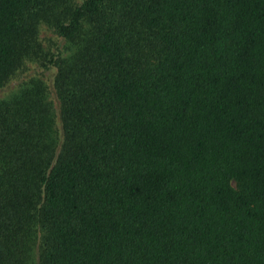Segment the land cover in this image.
Wrapping results in <instances>:
<instances>
[{"label": "trees", "instance_id": "obj_1", "mask_svg": "<svg viewBox=\"0 0 264 264\" xmlns=\"http://www.w3.org/2000/svg\"><path fill=\"white\" fill-rule=\"evenodd\" d=\"M64 53H44L39 28ZM0 264H264V0H0Z\"/></svg>", "mask_w": 264, "mask_h": 264}, {"label": "rangeland", "instance_id": "obj_2", "mask_svg": "<svg viewBox=\"0 0 264 264\" xmlns=\"http://www.w3.org/2000/svg\"><path fill=\"white\" fill-rule=\"evenodd\" d=\"M76 3L82 2V0H74ZM39 41L44 53H47L48 58L50 54H57L59 52L64 53L65 41L59 37L52 28L42 24L39 28ZM56 74V67H46L43 59L38 60H25L23 65L16 71L14 76L3 86L0 87V100L6 98L12 91L15 90L17 85L21 82L27 81L30 78L41 79L49 93L50 99H52L57 107L55 91L53 86V80Z\"/></svg>", "mask_w": 264, "mask_h": 264}]
</instances>
